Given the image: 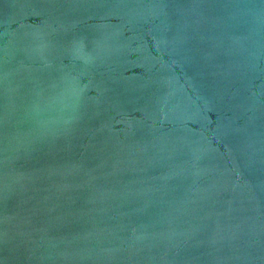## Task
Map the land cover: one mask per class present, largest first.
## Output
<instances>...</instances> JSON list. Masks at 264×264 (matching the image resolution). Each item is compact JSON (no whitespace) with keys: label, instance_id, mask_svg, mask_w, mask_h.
I'll use <instances>...</instances> for the list:
<instances>
[{"label":"water","instance_id":"95a60500","mask_svg":"<svg viewBox=\"0 0 264 264\" xmlns=\"http://www.w3.org/2000/svg\"><path fill=\"white\" fill-rule=\"evenodd\" d=\"M0 264H264V0H0Z\"/></svg>","mask_w":264,"mask_h":264}]
</instances>
